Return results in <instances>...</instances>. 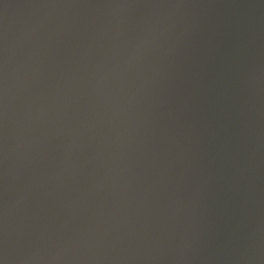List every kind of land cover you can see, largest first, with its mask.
<instances>
[{
    "label": "water",
    "instance_id": "95a60500",
    "mask_svg": "<svg viewBox=\"0 0 264 264\" xmlns=\"http://www.w3.org/2000/svg\"><path fill=\"white\" fill-rule=\"evenodd\" d=\"M0 264H264V0H0Z\"/></svg>",
    "mask_w": 264,
    "mask_h": 264
}]
</instances>
